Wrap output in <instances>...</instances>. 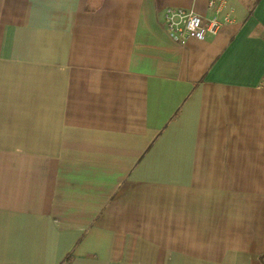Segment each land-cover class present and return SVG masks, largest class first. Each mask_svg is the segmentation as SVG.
<instances>
[{
	"label": "crops",
	"instance_id": "0c3cea01",
	"mask_svg": "<svg viewBox=\"0 0 264 264\" xmlns=\"http://www.w3.org/2000/svg\"><path fill=\"white\" fill-rule=\"evenodd\" d=\"M209 2L0 0V264H264V0Z\"/></svg>",
	"mask_w": 264,
	"mask_h": 264
},
{
	"label": "built area",
	"instance_id": "2783aa9c",
	"mask_svg": "<svg viewBox=\"0 0 264 264\" xmlns=\"http://www.w3.org/2000/svg\"><path fill=\"white\" fill-rule=\"evenodd\" d=\"M228 1L210 0V12L212 11V13L215 12L216 14L221 13L226 8ZM234 21L235 18L230 11L226 13L223 20L217 17L204 19L194 12L178 8H168L164 14V25L176 40L194 38L199 41H204L208 36L217 34L222 26ZM261 87L264 88V78Z\"/></svg>",
	"mask_w": 264,
	"mask_h": 264
}]
</instances>
